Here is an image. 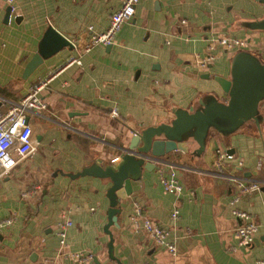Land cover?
Segmentation results:
<instances>
[{"label": "crops", "instance_id": "crops-1", "mask_svg": "<svg viewBox=\"0 0 264 264\" xmlns=\"http://www.w3.org/2000/svg\"><path fill=\"white\" fill-rule=\"evenodd\" d=\"M122 1L12 0L6 17L7 4L0 0V110L68 57L79 59L60 68L42 91L46 107L32 115L31 155L0 171V264H260L264 100L259 127L247 121L227 135L210 129L200 154L193 141L187 150L162 157L165 166L177 167L180 192L160 182L161 160H152L151 169L142 166L131 192L119 198L116 224L109 226L116 259L109 256L103 227L111 180L76 173L91 162L115 163L112 158L121 156L134 132L170 122L174 108L188 109L208 93L226 100L214 76L229 77L231 57L239 49H226L220 37L245 38L248 44L241 49L264 57V29L244 25L264 17L258 0H139L112 44L84 49L90 31H103ZM49 24L73 46H61L24 74ZM209 54L213 61L202 67L199 59ZM217 147L234 155L221 173L214 168ZM241 177L259 181L261 189L240 191L236 179ZM137 204L167 229L175 254L132 225ZM233 208L259 223L249 244L238 241ZM66 220L60 245L57 231ZM74 252L82 257L75 259Z\"/></svg>", "mask_w": 264, "mask_h": 264}, {"label": "water", "instance_id": "water-1", "mask_svg": "<svg viewBox=\"0 0 264 264\" xmlns=\"http://www.w3.org/2000/svg\"><path fill=\"white\" fill-rule=\"evenodd\" d=\"M258 1L264 3V0ZM9 11L10 6L7 5L6 17ZM244 25L250 29H264V17L247 20ZM64 45L73 46L68 38L49 24L38 42L36 52L25 64L24 74ZM214 78L227 95L226 100L208 93L198 98L196 104L188 109L174 108L175 116L170 122L149 125L134 132L115 163L100 165L91 162L76 173L109 177L111 180V185L106 190V196L110 200L106 211L108 219L103 227L109 235L108 254L111 258L116 259L109 226L116 224L119 198H124L131 192V180L140 177L142 166L151 169L155 166L152 160H164L162 157L167 158L168 153L175 149L187 150L193 141L198 144L194 152L200 154L205 148L210 129L227 135L247 121H253L259 127L263 118L259 103L264 100V59L250 50L239 49L231 57L229 77L215 75ZM38 137L37 135V139Z\"/></svg>", "mask_w": 264, "mask_h": 264}, {"label": "built area", "instance_id": "built-area-1", "mask_svg": "<svg viewBox=\"0 0 264 264\" xmlns=\"http://www.w3.org/2000/svg\"><path fill=\"white\" fill-rule=\"evenodd\" d=\"M10 6L12 0H1ZM139 0H123L118 9L114 10L109 15L108 25L100 32L90 31L89 42L84 49L94 43L112 44L117 32L121 28L124 21L130 19L134 14L135 5ZM11 8V7H10ZM91 27L88 26V29ZM219 43L226 49H241L246 47L247 39L241 37H220ZM260 58L264 59L263 56ZM214 55L209 54L201 59L199 63L205 67L209 62L213 61ZM79 63L77 56L68 57L59 69L48 73L44 77L38 78L32 82L16 100L9 101L5 110H0V171L8 172L21 159L31 155L34 145L32 136V119L30 116L43 110L46 107V102L41 96L42 91L46 88L49 80L68 63ZM234 155L226 147H217L215 150L214 168L217 172H223V164L226 159L232 158ZM119 156L112 158V161L118 160ZM163 162V160H161ZM165 161L157 168L158 177L165 189L171 192H180L182 184L177 175L176 169L172 163L165 166ZM262 183L257 180L241 177L236 179V187L244 192L260 190ZM237 197H235L236 199ZM234 216L239 220L235 227V234L239 243L249 244L252 242L255 231L259 223L251 219L250 213L239 208H233ZM179 214V209L176 206L172 212L171 217L176 219ZM132 225L136 228L142 227L152 237L153 241L161 246H164L170 253L175 254L176 247L172 240L167 237L168 231L166 228L160 226L149 218L143 211L140 205H135L134 211L130 215ZM5 219L4 222H8ZM1 222V221H0ZM66 220L60 225L57 231L59 236V244H64L63 226L68 224ZM264 226V223H263ZM75 259L81 258L79 252H74ZM90 256V254H88ZM260 264H264V259L259 260Z\"/></svg>", "mask_w": 264, "mask_h": 264}, {"label": "rangeland", "instance_id": "rangeland-1", "mask_svg": "<svg viewBox=\"0 0 264 264\" xmlns=\"http://www.w3.org/2000/svg\"><path fill=\"white\" fill-rule=\"evenodd\" d=\"M262 59V58H261ZM32 119V116H30V120Z\"/></svg>", "mask_w": 264, "mask_h": 264}]
</instances>
